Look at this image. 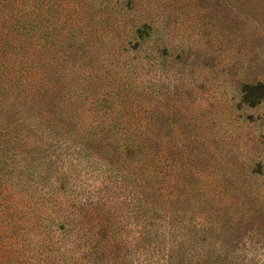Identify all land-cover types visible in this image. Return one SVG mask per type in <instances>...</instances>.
Listing matches in <instances>:
<instances>
[{
  "label": "rangeland",
  "instance_id": "obj_1",
  "mask_svg": "<svg viewBox=\"0 0 264 264\" xmlns=\"http://www.w3.org/2000/svg\"><path fill=\"white\" fill-rule=\"evenodd\" d=\"M0 43V264H264V0H0Z\"/></svg>",
  "mask_w": 264,
  "mask_h": 264
},
{
  "label": "trees",
  "instance_id": "obj_2",
  "mask_svg": "<svg viewBox=\"0 0 264 264\" xmlns=\"http://www.w3.org/2000/svg\"><path fill=\"white\" fill-rule=\"evenodd\" d=\"M4 46L2 43H0V86L3 88V95L0 93L1 98L12 96L11 102L5 106V104H0V107L5 110V112L12 110L14 113L18 115L19 121H31L33 120V115H24V112L26 108H30L34 103V96L32 93L29 92V88L32 86L31 84V77L30 73L23 70V66H20L21 64H24L27 62V58H20L18 62L16 60L9 61V57H13L11 54L9 56H2L4 53ZM7 53V52H5ZM7 59V60H6ZM6 82H3V81ZM19 85H22L23 87H20ZM22 90L21 93L18 91ZM6 95V96H5ZM3 96V97H2ZM4 99H0V102H3ZM18 103H21L22 106L19 107ZM5 119L0 118V142H9V141H24L23 135H18L14 131V129L17 126V120H13L11 122L6 121ZM16 122V124H13V122ZM39 121H43L42 119ZM41 122H38L39 124ZM43 123V122H42ZM41 126V125H39ZM37 128V126H35ZM53 132V130H51ZM126 147H132V149L136 150L137 153L131 154L129 153L126 156V159L128 160L130 166L136 167L139 163H145L146 160L144 159L145 156H150V160L154 162V152L145 150V148L133 144L128 143L125 145ZM122 146V147H125ZM3 144H0V150H2ZM127 150V149H125ZM144 166L145 168H149L151 166ZM142 167V168H144ZM153 167V164H152ZM135 181L146 190V194L152 193V198L150 200H145L146 204L153 203V197H154V188L151 186L150 183H143V178L141 176H135ZM10 206L9 204L5 202V200L2 198L0 199V224L3 223H9L12 220H15L13 214H8L6 208Z\"/></svg>",
  "mask_w": 264,
  "mask_h": 264
}]
</instances>
